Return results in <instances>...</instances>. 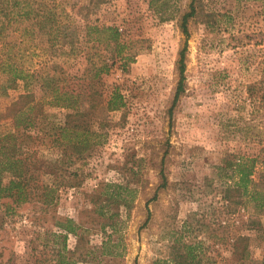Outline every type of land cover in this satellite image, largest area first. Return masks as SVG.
Returning a JSON list of instances; mask_svg holds the SVG:
<instances>
[{
    "label": "rangeland",
    "instance_id": "1",
    "mask_svg": "<svg viewBox=\"0 0 264 264\" xmlns=\"http://www.w3.org/2000/svg\"><path fill=\"white\" fill-rule=\"evenodd\" d=\"M189 1L170 0L172 15L160 20L149 0H27L50 10L51 22L31 14L0 30L21 68L58 64L68 81L93 83L98 94L81 97V118L97 135L85 150L69 151L71 184L55 205L23 203L11 212L0 198V264H54L60 240L52 232H63L53 223L64 217L78 225L77 237L68 233L66 251L60 249L66 264H182L174 254L184 245L198 264H264V0H194L183 90L168 116L184 40L179 18ZM105 25L120 32L124 63L111 59ZM50 35L56 40L49 44ZM103 60L107 72L91 79ZM6 80L0 70V137L12 130L10 104L23 93L20 81ZM112 85L123 100L116 110L106 108ZM44 110L56 120L66 111ZM246 157L256 160L250 186L261 211L234 190L239 176L228 163ZM108 184L126 188L130 199L112 207V228L91 201ZM250 219L259 227L248 226ZM237 236H246L245 256Z\"/></svg>",
    "mask_w": 264,
    "mask_h": 264
},
{
    "label": "trees",
    "instance_id": "2",
    "mask_svg": "<svg viewBox=\"0 0 264 264\" xmlns=\"http://www.w3.org/2000/svg\"><path fill=\"white\" fill-rule=\"evenodd\" d=\"M5 10L2 12L3 21L0 22V30L5 25H11L14 21L24 16L33 15L36 21L44 18L49 20L50 10H41L40 8L30 7L27 0H5ZM27 4L23 8L22 3ZM194 0L188 3V10L183 12L179 18L180 32L184 35L181 48L177 53L176 69L177 81L174 88L170 105L167 109L168 116L171 114L179 94L183 90L184 80V55L186 51V40L188 36L187 21L195 14ZM149 7L158 15L160 20H167L171 17L170 0H149ZM42 16V17H40ZM48 31L52 30L51 26L46 27ZM89 28V27H88ZM46 29V31H47ZM93 29H98L93 27ZM101 30L109 34L105 41L106 45L112 43L115 54L125 62L127 58L121 57L124 44L120 40V32L113 26H101ZM56 40L55 35L47 37L50 44ZM5 42L0 38V70L7 75V83L21 82L23 93L10 105L13 109L11 115L12 130L6 132L0 137V198H5L4 203L7 211H13L16 206L23 203L35 204L41 210H47L55 205L59 196V190L70 186L68 180V166L70 163V150L75 154L85 150L94 144L93 139L97 134L90 129L88 120L81 118L84 113L80 110L81 97L93 98L97 94L93 83H78L68 81L67 74L58 64H51V71L43 69L26 70L18 65L16 57L18 50H5ZM11 46V45H10ZM112 64V60L111 63ZM109 65L105 60L100 64H94L90 69V78H99L101 72L106 73ZM37 88L39 96L34 97L33 87ZM98 95V94H97ZM92 105V104H91ZM123 105L122 95L117 85H112L106 99V108L116 110ZM58 107L66 110L62 120H56L51 113L46 112L44 107ZM74 110L76 119L72 120ZM91 137V138H90ZM46 153H43V151ZM55 152L56 156L51 157L50 152ZM241 159V160H240ZM256 160L255 158L246 157L238 158L228 163L229 168H233L239 178L234 182V190L241 189L243 195H247L249 200L252 199L256 211L263 209V204L259 192L251 187ZM6 174L7 179L1 182L2 175ZM164 181V180H163ZM162 181V185H163ZM249 185V187H248ZM125 189L121 186L110 185L103 189L99 196L92 201L97 209V213L105 218L111 219L108 227H114L112 207L127 206L130 199L125 195ZM239 192V191H238ZM60 232H52L53 238L60 240L59 248L66 251L65 240L70 233L77 237L76 229L78 227L74 220L64 217L63 220H56L53 223ZM257 225V219L249 220L248 226ZM243 241L240 249V256L246 255V236H237ZM191 246L184 245L182 251L175 253L177 260L175 263L198 264L196 255L190 249ZM59 250L54 253V264H66L62 259L63 254ZM245 254V255H244Z\"/></svg>",
    "mask_w": 264,
    "mask_h": 264
}]
</instances>
